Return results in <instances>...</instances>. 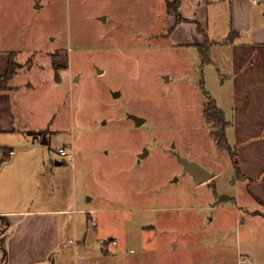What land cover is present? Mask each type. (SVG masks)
<instances>
[{
    "label": "rangeland",
    "instance_id": "1",
    "mask_svg": "<svg viewBox=\"0 0 264 264\" xmlns=\"http://www.w3.org/2000/svg\"><path fill=\"white\" fill-rule=\"evenodd\" d=\"M170 12L165 0H0V26L21 14L51 50L18 57L35 69L48 59L27 98L38 122H54L49 143L28 134L18 149L24 160L45 161L41 188L72 210L98 209L92 220L105 240L117 239L127 264L146 255L147 264H237L244 230L263 219L248 212L254 203L232 183V158L202 113L206 92L220 93L214 67L167 35ZM196 157L210 179L195 182L185 170ZM236 191V199L221 197ZM254 248L255 260L249 253L242 264H264V247Z\"/></svg>",
    "mask_w": 264,
    "mask_h": 264
},
{
    "label": "crops",
    "instance_id": "2",
    "mask_svg": "<svg viewBox=\"0 0 264 264\" xmlns=\"http://www.w3.org/2000/svg\"><path fill=\"white\" fill-rule=\"evenodd\" d=\"M178 7L184 20L176 22L171 13L173 21L167 35L182 47L206 45L220 92L213 97L229 122L226 137L233 152H228L234 167L232 183L244 186L255 207L248 212L263 219L244 230L246 253L237 255V264H242L251 255L255 260L256 245L264 247V0H178ZM25 19L14 14L6 26H0V77L7 74L10 60L16 62L14 74L0 89V214L10 226L5 239L7 259L3 262L0 248V264H127L126 257L121 259L122 250H116L117 239L105 240L98 231V221L92 220L91 213L98 209L72 210L64 198H55L51 190L41 188L45 161L24 160L25 152L18 149L28 134L43 130L40 143H49L46 131L49 125L54 126L51 118L37 121L32 99L27 98L41 84L48 59L35 69L34 63L27 66L18 57L51 50L44 47V34ZM55 49H60L56 56L65 63L63 49ZM2 148L11 150L3 162ZM196 161L208 170L200 158ZM235 162L244 176L236 173ZM30 185L33 188L25 192ZM222 195L225 199L238 197L237 191ZM82 213L88 215L87 225L93 223L94 235L82 229L86 225ZM143 263L147 264V255Z\"/></svg>",
    "mask_w": 264,
    "mask_h": 264
},
{
    "label": "trees",
    "instance_id": "3",
    "mask_svg": "<svg viewBox=\"0 0 264 264\" xmlns=\"http://www.w3.org/2000/svg\"><path fill=\"white\" fill-rule=\"evenodd\" d=\"M166 7L168 10H170L172 14L175 15L176 22L184 20L182 16L180 15L179 12V7H178V0H174L171 3H167ZM197 49L198 52L200 53V60L202 64L208 63L210 60L209 54L207 52V48L205 44H197ZM16 66V62L10 60L9 67L7 70V74L4 75L3 77H0V89L4 88L6 86V82L8 79L11 78V76L14 74V67ZM206 97L207 101L204 103L203 108H202V113L204 114L205 120L212 124L213 126V134L214 137L216 138V142L220 147H224L229 149L230 154L233 155L232 148L230 146V143L227 140L226 137V129L228 125V121L225 118L224 112L218 108L215 98L210 95V93L206 92ZM44 132V130H43ZM43 132H37V133H31L34 135V137H37V135H43ZM3 150V157L1 159V162L4 160L8 159V156H10V149L2 148ZM235 167H236V173L238 174L239 177H242L241 173H239V169L237 166V163L235 162ZM9 222L6 219L5 215L0 214V248L3 250V262L7 259L6 256V236L8 233L9 229Z\"/></svg>",
    "mask_w": 264,
    "mask_h": 264
},
{
    "label": "water",
    "instance_id": "4",
    "mask_svg": "<svg viewBox=\"0 0 264 264\" xmlns=\"http://www.w3.org/2000/svg\"><path fill=\"white\" fill-rule=\"evenodd\" d=\"M119 93L120 92L118 91L116 93H113V95L118 96ZM129 117L135 121L136 125H140L145 121V119L139 115L129 114ZM43 142H46V140H43ZM184 168L186 171H188L189 174L192 175L195 182L203 181L211 176L210 172L197 161H184Z\"/></svg>",
    "mask_w": 264,
    "mask_h": 264
},
{
    "label": "built area",
    "instance_id": "5",
    "mask_svg": "<svg viewBox=\"0 0 264 264\" xmlns=\"http://www.w3.org/2000/svg\"><path fill=\"white\" fill-rule=\"evenodd\" d=\"M39 138L37 137H34V141L38 140ZM59 152L62 153V154H66L67 151H66V148L64 147H59ZM113 243H115V241L113 240Z\"/></svg>",
    "mask_w": 264,
    "mask_h": 264
}]
</instances>
